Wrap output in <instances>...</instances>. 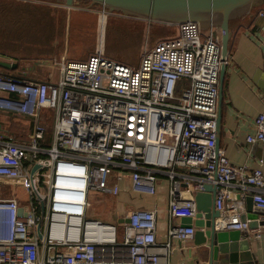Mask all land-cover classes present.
I'll return each instance as SVG.
<instances>
[{
    "label": "built area",
    "instance_id": "2783aa9c",
    "mask_svg": "<svg viewBox=\"0 0 264 264\" xmlns=\"http://www.w3.org/2000/svg\"><path fill=\"white\" fill-rule=\"evenodd\" d=\"M177 25L136 65L99 49L82 61L61 57L54 78L0 66V112L33 121L27 139L0 125V181L27 192L24 201L17 192L0 197V264H171L175 242L197 230L172 222L196 217L194 196L206 183L221 187L218 228L264 234L242 220V204L227 203L237 187L264 209V171L216 151L220 71L229 61L221 35L192 20ZM247 141L264 146V108ZM160 177L170 188L165 240L157 237V209L122 211L117 221H128L117 224L88 217L94 192L154 196Z\"/></svg>",
    "mask_w": 264,
    "mask_h": 264
},
{
    "label": "rangeland",
    "instance_id": "374dc122",
    "mask_svg": "<svg viewBox=\"0 0 264 264\" xmlns=\"http://www.w3.org/2000/svg\"><path fill=\"white\" fill-rule=\"evenodd\" d=\"M24 4L44 10L37 8V19H31L33 13L27 6L24 10ZM17 5L20 10L13 9ZM92 8L100 12L86 11L87 6L80 11L68 10L64 0H0V54L25 60L16 72L54 78L58 73L55 61L63 56L82 59L101 49L116 60L136 65L146 47L178 31L177 24L149 22L118 10L104 13L101 5ZM114 182L111 179L109 185ZM13 192L18 193L21 201L27 198L20 185L0 181V197L8 198ZM122 206L123 195L114 197L94 192L88 203V217L113 221L125 211ZM122 239L120 232L119 240Z\"/></svg>",
    "mask_w": 264,
    "mask_h": 264
},
{
    "label": "crops",
    "instance_id": "0c3cea01",
    "mask_svg": "<svg viewBox=\"0 0 264 264\" xmlns=\"http://www.w3.org/2000/svg\"><path fill=\"white\" fill-rule=\"evenodd\" d=\"M86 2L88 1L80 2L68 10L80 11L84 10L83 6H87L86 11L93 13L99 11L89 7ZM262 9H264V2H261L260 7L255 11L259 12ZM231 29L233 36L224 75L220 149L233 164L245 166L250 170L261 168L264 171V146L247 141V135L255 133V119L264 108V91L261 89L264 83V29L256 26L249 16L233 20ZM90 55L92 53L82 59H70L82 61ZM157 188V194L154 196L125 190L121 193L122 208L125 210L157 209L159 213L157 237L158 240H165L170 225L168 220L169 181L165 177H160ZM248 191L234 187L232 198L227 203L237 201L246 210L243 198L250 194ZM239 196H241L240 199ZM258 218L259 221H264V214H259ZM172 223L177 225L181 224V221L177 218ZM260 227L264 228V226ZM251 240L253 261L264 264V234L260 238L251 236ZM170 260L171 264H207V259L201 256V249L194 238L184 243L175 242Z\"/></svg>",
    "mask_w": 264,
    "mask_h": 264
},
{
    "label": "water",
    "instance_id": "95a60500",
    "mask_svg": "<svg viewBox=\"0 0 264 264\" xmlns=\"http://www.w3.org/2000/svg\"><path fill=\"white\" fill-rule=\"evenodd\" d=\"M84 0H64L67 8L75 7ZM89 7L101 5L103 12L122 11L129 16H136L166 24H179L189 20L196 21L203 31L213 29L214 34L220 33L222 42V60L226 62L230 52L231 38L233 36L231 22L249 16L260 29H264V14L254 13L258 3L264 0H85ZM0 66L18 68L16 63H7L0 60ZM226 64L221 67L218 117L216 118V151L220 149L222 141V105L224 101ZM264 91V83L261 85ZM38 167L36 165L32 172ZM221 187L214 183H206L202 190L195 193L197 205L196 217H181L182 226H196L194 239L201 249V256L207 259V264H257L251 252L252 240L245 232L240 230H225L217 227V219L221 211L215 205L217 192ZM241 196L238 198L240 199ZM246 213L242 220H248L252 229L264 226V221H259V214H264V209L257 207L253 202V194L244 197ZM27 208L20 207V214ZM128 218L119 219L122 223ZM41 235V234H40Z\"/></svg>",
    "mask_w": 264,
    "mask_h": 264
},
{
    "label": "trees",
    "instance_id": "16d2710c",
    "mask_svg": "<svg viewBox=\"0 0 264 264\" xmlns=\"http://www.w3.org/2000/svg\"><path fill=\"white\" fill-rule=\"evenodd\" d=\"M26 6H27V9L30 10L31 13H33V16L31 17V19H37V16H38V15H36V13L38 12L37 8H40V11L44 10L43 7H36L33 5L31 6L30 4H26V5L24 4V7H23L24 10H25ZM28 7H31V9H29ZM13 9L20 10L21 8H20V6L17 5L15 7H13ZM4 11H5V9H4ZM0 125H1L2 131L8 132L10 134L12 133L17 138H20V139H27V137H26L27 134L33 128V121L30 119L28 120L26 118H22V117L17 116V115H13V114L10 115L7 113L0 112ZM47 130H48L47 135L49 136V132H51V126L50 125H47ZM109 222H112L115 224L118 223V221L116 219L113 221L110 220Z\"/></svg>",
    "mask_w": 264,
    "mask_h": 264
},
{
    "label": "flooded vegetation",
    "instance_id": "af4514ba",
    "mask_svg": "<svg viewBox=\"0 0 264 264\" xmlns=\"http://www.w3.org/2000/svg\"><path fill=\"white\" fill-rule=\"evenodd\" d=\"M0 60H3V61H5V62H7V63H16L17 64V66H18V68L17 69H19L20 67H21V64H22V61H25V60H23V59H21V58H17L16 56H12V55H3V54H0Z\"/></svg>",
    "mask_w": 264,
    "mask_h": 264
}]
</instances>
